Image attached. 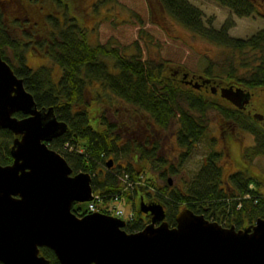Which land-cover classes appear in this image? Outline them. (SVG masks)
Instances as JSON below:
<instances>
[{
    "label": "trees",
    "instance_id": "obj_1",
    "mask_svg": "<svg viewBox=\"0 0 264 264\" xmlns=\"http://www.w3.org/2000/svg\"><path fill=\"white\" fill-rule=\"evenodd\" d=\"M54 1L58 9H63L62 14L58 15L63 18L45 15V21L50 20L53 23V28L46 31L37 25L43 18H37V34L41 35L42 32L45 37L30 43L12 37V30L5 20L6 10L4 5H0V49L2 57L15 73L23 78L26 89L34 95L38 106H53L58 118L68 123V131L53 139L50 146L67 159L73 172L91 173L92 187L100 193L119 192L122 187L119 174L122 171L128 172L130 179L137 182L135 192L137 189H144L151 199L163 204L171 226L176 225L175 218L181 206L204 214L210 220L223 225H235L237 228L243 227L246 222L252 223L258 217L264 218V193L251 186L252 177L244 172L234 175L237 186L233 192L228 193L227 186L222 188L218 184L221 170L215 163L210 162L202 168L185 188L171 185L163 173L161 176L165 178V184H159L156 173L149 174L142 170L146 162L151 163L155 170L162 169L167 164V160L158 155L161 145L158 134L161 130L170 129L172 122L178 123L179 145L190 152L206 132L210 110H216L222 119L231 120L241 129L253 134L255 143L245 154L248 160L264 155L263 122L248 113L251 110L257 111L255 107L258 105L254 100L264 91V29L248 38H235L229 34L234 25L232 17L225 20L220 28H216L212 25V19L206 23L204 11L191 0H156L150 5L151 11L152 6H155L158 11L174 17L193 32L220 45L240 53L245 50L260 52V56L255 57L258 62L244 73H238L237 67L231 64L222 78L212 74L211 66L204 70L206 75L213 77L215 81L223 80L227 85L238 86L251 92L252 98L248 108L242 110L219 95H214L212 91L200 90L188 83L185 74L188 75L187 80L194 82L196 78L192 76L196 73L182 65L184 63L180 60L143 57L139 40L125 45L117 38L111 37L97 44L90 43L86 27L79 23L76 16L68 13V3ZM103 1L110 0H99L100 4ZM215 1L229 8L238 17L252 15L257 6L256 0ZM98 6L99 4H96L95 8ZM150 19L155 25L159 23L156 19ZM140 32L146 31L140 28ZM25 36L32 38L26 32ZM29 45L36 49L41 47L44 55L60 65L63 73L57 81L48 66L33 69L27 65L25 49ZM131 47L136 48L132 54L128 52ZM9 48L15 51L14 60L7 53ZM177 51V55H182L179 49ZM173 62L181 64L173 69ZM175 71H178L177 74ZM95 86L109 89L117 98L144 112L145 115L136 124L133 122L136 126L145 128L147 134L144 143L134 139L125 146V140L120 134L125 130V122L109 121L104 113L97 115L100 113L99 109L90 108L89 88ZM15 115L24 116L21 112ZM14 138L11 130L0 128L2 164L13 161L10 149ZM185 155L186 153L183 156ZM125 156L133 160L127 166L118 164L114 167L113 162L109 166L112 159L110 157H113L112 161H118L125 159ZM170 169L172 174L178 172L174 165H171ZM147 188H150L151 192ZM248 193L250 198L245 197ZM125 196L134 199L130 193ZM76 205L73 206V211L79 215L82 210ZM225 218L228 219L227 222H223ZM144 221V217L137 210L134 220L130 221L125 229L129 232L139 231L145 226ZM41 252L50 259V264H61L52 249L42 247ZM0 264L3 263L0 261Z\"/></svg>",
    "mask_w": 264,
    "mask_h": 264
},
{
    "label": "water",
    "instance_id": "obj_2",
    "mask_svg": "<svg viewBox=\"0 0 264 264\" xmlns=\"http://www.w3.org/2000/svg\"><path fill=\"white\" fill-rule=\"evenodd\" d=\"M220 94L239 109H245L252 97L234 85L222 87ZM254 117L264 119L261 113ZM0 128L15 135L13 161H0L3 264H50L42 247L52 249L61 264H264L263 217L237 229L185 207L171 226L163 204L149 201L142 203L141 211L150 215V222L128 232L125 220L103 212L78 216L73 205L93 199L92 175L74 173L67 159L50 146L69 125L53 106H38L1 49Z\"/></svg>",
    "mask_w": 264,
    "mask_h": 264
},
{
    "label": "rangeland",
    "instance_id": "obj_3",
    "mask_svg": "<svg viewBox=\"0 0 264 264\" xmlns=\"http://www.w3.org/2000/svg\"><path fill=\"white\" fill-rule=\"evenodd\" d=\"M61 1L62 3H68V13L76 16L79 23L86 27L85 30L90 43L97 44L99 41H105L111 37L117 38L125 45H131L134 41L139 40L143 57H151L155 60L164 59V57L180 60L184 63L182 65H186L188 69L197 75L205 76L204 70L211 66L212 74L222 78L226 75L230 64L237 67L238 73H244L258 62L255 57L260 56V52L256 50H245V52L240 53L213 42L188 29L174 17L158 11L155 6H152L153 11H151L150 5L156 0H147V2L146 0H110L109 2L103 1L101 4L99 0ZM191 2L202 8L206 23L209 19H212V25L216 28H220L225 20L232 17L234 25L229 30L232 37L248 38L264 29V0H256V11L246 17H238L229 8L220 5L215 0H191ZM96 4H99L98 8H95ZM0 5H4L6 10L5 20L8 21L10 30H12V37L25 43L44 39L45 36L42 32L41 35L37 34V25L39 24L38 26L44 31L51 30L53 23L50 20L45 21V15L58 16L63 11L61 7L58 9L54 0H0ZM58 17L63 18V16ZM150 17L156 19L159 23L153 24ZM37 18L39 20L43 18V21L36 25L35 20ZM140 28L146 32L141 33ZM25 32L32 38L26 37ZM134 49L136 50L135 47H131L128 52L132 54ZM178 49L182 53L180 56L176 54ZM42 51L41 47L36 49L29 45L25 49L27 65L33 69L48 66L52 71L54 80L57 81L62 76L63 70L59 64L44 55ZM7 53L14 60L15 51L9 48ZM179 64L181 63L173 62L171 67L176 69ZM89 89L90 108L93 110L99 109L100 113L97 115L104 113L109 121L115 123L125 122V130L120 132L125 140V146L134 139L144 143L146 130L135 125L145 115L142 110L117 98L109 89L103 86L90 87ZM254 101L258 105L254 107L264 115V91ZM208 115L206 132L190 152L178 144L177 122H172L170 129L161 130L158 134L160 136L159 141L162 144L160 157L167 160V164L162 169L155 170L151 163L146 162V166L142 170L149 174L156 173L159 184L164 185L165 178H169L175 186L184 188L189 186L202 170L205 157L215 151L216 145L217 147L222 146L225 140L223 135L220 134L221 116L216 110L208 111ZM241 130L240 134H237V138L242 139L246 145L253 144V134L247 130ZM229 141L232 142L234 139H229ZM230 149L231 156L226 155L228 154L226 149L225 155L221 158V163H218L222 165L221 180H225L235 167L236 171L244 172L247 176L252 177L253 183H251V186L257 187L261 193H264V155L248 160L240 153L236 144ZM185 153L186 155L183 156ZM110 158L113 159V157ZM130 161L133 160L129 156H125V159L113 161L112 166L117 167L118 164L127 166ZM171 165L178 169L177 173L172 174L170 172ZM161 173L166 177L163 178ZM221 185L224 188V184ZM226 190L228 193L234 191L232 189ZM130 193L136 197L134 190ZM250 197L251 195L248 193L246 198ZM138 201L137 199L134 202L131 198L125 196L122 208L126 212H136L135 206L138 205ZM87 206V202H79L76 205L82 211H85ZM227 220L224 219L226 222ZM254 222L255 220L252 221V223ZM252 223L246 222V224Z\"/></svg>",
    "mask_w": 264,
    "mask_h": 264
},
{
    "label": "flooded vegetation",
    "instance_id": "obj_4",
    "mask_svg": "<svg viewBox=\"0 0 264 264\" xmlns=\"http://www.w3.org/2000/svg\"><path fill=\"white\" fill-rule=\"evenodd\" d=\"M192 77L196 78L195 80L199 82L198 83V87H197L198 89L204 90V91H212L214 95H216V96L219 95L220 97H221V95H220L221 88L227 85V83L225 81H223V80H220L219 82L215 81L213 79V77L208 76V75L204 76V75H200V74L199 75L194 74ZM187 79H189V78L187 77ZM207 80H210V81L208 82ZM214 87L217 88L216 92L213 90ZM247 108H248V106L246 107V109ZM256 112H259V111H253V110L248 111V113H250L251 115L256 113ZM220 122H221L219 124L220 134H222L224 139H225L224 143L220 147H217V145H216L215 146V151L212 154H210L208 157H205V162L203 163V167L202 168L206 167L208 164H210V162L211 163H215V164H217L220 167L221 176H222V165H219L218 163L219 162L221 163V158L225 155L224 152L226 151V149L228 150L226 152L228 154H226V155L231 156V149L230 148H232V146L236 144L238 146V150L240 151V153H242L244 155V157H246L245 154L247 152V149L250 148L255 143V137H254L253 144L246 145L243 142L242 139L237 138V134H240V132L242 130L236 123H234L231 120H225V119L220 120ZM263 122H264V120H263ZM225 127L228 128V129H226ZM229 139H234V141L230 142ZM177 141H178V139H177ZM161 145H160V148H159V151H158V155L159 156L161 154ZM235 169L236 168L234 167V170L227 176V178L225 180L224 179L221 180V178H220V180L218 182L220 187L223 188V186L221 184H224V187L227 186L228 189H230V190L231 189L232 190L236 189L237 184L234 181V175H236L237 173H239L241 171L238 172ZM167 179L169 180L170 184L173 185L172 184V180L169 179V178H167ZM137 193L139 195V200L140 201H142V202L149 201L150 197H149V193L147 191H145L144 189H138ZM140 213L144 217L145 221H146V219L149 220L150 217H149L148 213L143 212V211L142 212L140 211Z\"/></svg>",
    "mask_w": 264,
    "mask_h": 264
},
{
    "label": "built area",
    "instance_id": "obj_5",
    "mask_svg": "<svg viewBox=\"0 0 264 264\" xmlns=\"http://www.w3.org/2000/svg\"><path fill=\"white\" fill-rule=\"evenodd\" d=\"M124 181L127 182L128 186H133V183L129 182V177H128L127 174L124 175ZM104 197H109L111 203L112 202L116 203L117 201L120 200V197H119L118 194H108V195H105V196L96 194L95 195V200L89 202L88 209L92 210V211L96 210L97 209V202L96 201H99V200L103 201ZM110 211L112 213H114L115 215H117V216H122L123 215V211L116 204H114L113 206L110 207ZM129 217H131V214L129 215Z\"/></svg>",
    "mask_w": 264,
    "mask_h": 264
}]
</instances>
